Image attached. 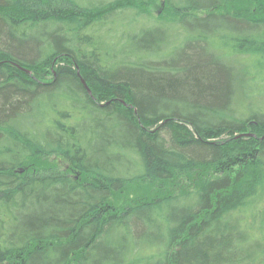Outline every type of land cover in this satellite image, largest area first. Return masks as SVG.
<instances>
[{"label":"trees","instance_id":"16d2710c","mask_svg":"<svg viewBox=\"0 0 264 264\" xmlns=\"http://www.w3.org/2000/svg\"><path fill=\"white\" fill-rule=\"evenodd\" d=\"M81 1L0 0V264H264V0Z\"/></svg>","mask_w":264,"mask_h":264},{"label":"rangeland","instance_id":"374dc122","mask_svg":"<svg viewBox=\"0 0 264 264\" xmlns=\"http://www.w3.org/2000/svg\"><path fill=\"white\" fill-rule=\"evenodd\" d=\"M88 0H82L81 2L87 5ZM93 1V0H92ZM143 11L150 13L155 18H162L165 21H174L176 19H181L180 14H178L175 10H173L165 0H147L145 4H137ZM248 7L244 4H234L232 6L224 7V9H219V12L222 11H230V12H241L245 11ZM196 14V13H195ZM204 14V13H198ZM107 96H103L100 100L105 101ZM67 164L65 161L58 156H53L50 158L38 159L36 164L30 168V172L32 174H38L46 172L47 170H57L59 172L65 171ZM219 175L213 170L202 169L198 171H193L189 173H182L177 175L172 181L159 184L167 186V189L171 192H175V194L179 192H186L197 189L206 181L217 178ZM150 184V183H149ZM158 184V183H155ZM157 185V190H158ZM156 191L155 185L149 186L144 182H138L131 185H128L125 192H122L118 196H116L115 200L121 207H125L129 205L131 202L136 201L142 196L148 194L150 191ZM264 194V193H263ZM114 200V201H115ZM264 200V195H263ZM264 202V201H263ZM264 205V203H263Z\"/></svg>","mask_w":264,"mask_h":264},{"label":"water","instance_id":"95a60500","mask_svg":"<svg viewBox=\"0 0 264 264\" xmlns=\"http://www.w3.org/2000/svg\"><path fill=\"white\" fill-rule=\"evenodd\" d=\"M22 70L25 71L26 73H29V71H27L25 69H22ZM82 83H83L84 87L86 88V90L89 92V94L92 95V92H91L90 88L88 87V85L86 84V82L84 80H82ZM244 136H250V135H241L238 138L244 137Z\"/></svg>","mask_w":264,"mask_h":264}]
</instances>
